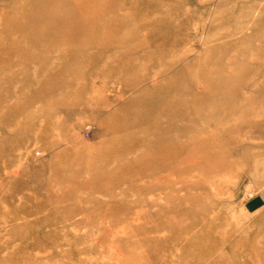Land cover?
Wrapping results in <instances>:
<instances>
[{
    "label": "rangeland",
    "instance_id": "rangeland-1",
    "mask_svg": "<svg viewBox=\"0 0 264 264\" xmlns=\"http://www.w3.org/2000/svg\"><path fill=\"white\" fill-rule=\"evenodd\" d=\"M92 2L0 0V264H264V117L258 112L264 108V0ZM114 18L118 26L123 24L116 27ZM102 20L106 36L103 29L77 32L87 21ZM108 28H115L111 41ZM235 28L243 30L233 37L251 32L259 37L231 44L233 48L191 40V33L203 39ZM85 33H90L88 38ZM177 34L187 39L171 48L160 44L161 38ZM100 40L113 46L100 52ZM139 41L146 47L132 49ZM161 56L162 62L154 64L153 58ZM123 61L134 67L121 69ZM212 65L218 68L212 71L216 79L211 77L218 90H208L203 97L212 95L194 104L193 77L203 80ZM154 71L162 75L152 80ZM147 75L141 85L130 83ZM168 94L175 96L168 101ZM237 100V109L226 114L238 119V132L216 135L230 138L222 148L208 141L204 152L215 151L208 164H196L185 178L172 174L169 165L159 173L140 171L141 166L164 164L163 155L147 149L156 134H142L156 120L163 123L172 117L157 118L159 111L179 102L196 106L207 118L222 114L225 105ZM232 122L223 120L226 126ZM214 129L210 123L204 132L193 131L180 140H208ZM128 144L136 149H120ZM103 155L115 165L103 164ZM218 161L223 172L203 178L205 186L185 189L186 182L201 178L199 168ZM165 178L170 181L164 186L148 188ZM190 214L200 222L189 233H180ZM159 219L162 226L146 228ZM124 239L127 246L119 244L120 253L116 244ZM194 243L196 247L189 245ZM228 244L236 251L228 252ZM204 246H212L211 251L201 254Z\"/></svg>",
    "mask_w": 264,
    "mask_h": 264
},
{
    "label": "bare ground",
    "instance_id": "bare-ground-1",
    "mask_svg": "<svg viewBox=\"0 0 264 264\" xmlns=\"http://www.w3.org/2000/svg\"><path fill=\"white\" fill-rule=\"evenodd\" d=\"M98 1H101V0H98ZM105 1V0H104ZM115 1V0H114ZM91 2H92V0H91ZM95 2V1H94ZM97 2V1H96ZM96 2L94 3V4H96ZM93 3V2H92ZM91 3V4H92ZM98 3V2H97ZM101 3V2H100ZM115 3V2H114ZM99 4V3H98ZM102 4V3H101ZM106 4H107V2H106ZM93 5V4H92ZM109 5V4H108ZM107 5V8L109 7V6H112L111 5V3H110V5L108 6ZM95 7V5L93 6V8ZM113 7H114V5H113ZM92 8V7H91ZM119 8V7H118ZM117 7H116V9H118ZM109 9H110V7H109ZM114 9V8H113ZM94 10H96V9H94ZM120 10V9H119ZM106 11V10H105ZM109 11V10H108ZM103 12V11H102ZM115 12V11H114ZM110 14H112L111 12H109ZM109 13H107V11H106V14H109ZM137 13H138V11H137ZM100 14V13H99ZM103 14L105 15V13L103 12ZM109 14V15H110ZM101 15V14H100ZM104 15H101L102 16V18H103V16ZM108 15V16H109ZM115 15V14H114ZM118 15H120L119 13H118ZM121 15H123V14H121ZM125 15V14H124ZM123 15V16H124ZM128 15H132L131 13L130 14H128ZM128 15H125V18L128 16ZM134 15V14H133ZM91 16V15H90ZM106 16V15H105ZM107 16V19L109 18ZM111 16V15H110ZM136 16H138L137 14H136ZM117 17V16H116ZM120 18H122V16H119ZM132 17V16H131ZM130 17V18H131ZM172 17V16H171ZM170 17V18H171ZM88 18V17H87ZM90 18L91 17H89V20H90ZM101 18V17H100ZM129 18V17H128ZM26 19V18H25ZM28 19V18H27ZM38 19V18H37ZM95 19V18H94ZM104 20H105V17L103 18ZM112 19V18H111ZM133 19V18H132ZM24 20V19H23ZM32 20V19H31ZM88 20V21H89ZM92 20V19H91ZM104 20H102V21H100V22H93V23H89L88 21H87V23H86V25L84 26V28H82V29H80V30H78L77 32L80 34V33H83L84 31H86L87 33H88V31L89 30H94V31H97V32H100L102 29L104 30V32L106 31L105 30V27H104V25H105V22H103ZM113 20V19H112ZM122 20V19H121ZM125 20H127V19H125ZM125 20H124V22H125ZM141 20V19H140ZM169 20V19H168ZM183 20V19H182ZM27 21V20H26ZM35 21V20H34ZM85 21H86V18H85ZM85 21H83L84 22V24H85ZM114 21H116V22H114V23H116L117 24V26L116 27H119V26H121L122 24H119V26H118V19L117 20H115V18H114ZM184 21H185V19H184ZM72 22H74V20L72 21ZM76 22V21H75ZM74 22V23H75ZM82 22V21H81ZM80 22V23H81ZM83 22H82V24H83ZM183 22V21H182ZM182 22H180V23H182ZM17 23H19V22H17ZM25 23V22H24ZM27 23H28V21H27ZM73 23V24H74ZM120 23V22H119ZM169 23H170V21H169ZM14 24H16V23H14ZM20 24V23H19ZM28 24H30V21H29V23ZM79 24V23H78ZM116 24H114V25H116ZM133 24V23H132ZM135 24V23H134ZM197 24V23H196ZM212 24V23H211ZM67 25H69V23L67 24ZM80 25V24H79ZM136 25H138V24H136ZM167 25H169V24H167ZM179 25H181V24H179ZM184 25V24H183ZM182 25V26H183ZM198 25V24H197ZM28 26V25H27ZM70 26V25H69ZM68 26V27H69ZM74 25H72L71 26V28L73 27ZM145 26V25H144ZM147 26H148V22H147ZM164 26H166V25H164ZM181 26V27H182ZM24 27V26H23ZM80 27V26H79ZM131 27V26H130ZM132 27L134 28L135 26L134 25H132ZM131 27V28H132ZM139 26H137V28H138ZM167 27V26H166ZM171 27V26H170ZM169 27V28H170ZM176 27L177 26H175V27H173L174 29H176ZM179 27V26H178ZM184 27V26H183ZM196 27V26H195ZM122 28V27H121ZM121 28H119V29H121ZM127 28V27H126ZM147 28V27H146ZM145 28V29H146ZM168 28V29H169ZM185 28V27H184ZM182 29V28H179V31H181L180 29H182V30H184L185 31V29ZM199 28V27H198ZM16 29V28H15ZM15 29H14V31H15ZM21 29H22V26H21ZM29 29H31L32 31H33V29L32 28H29ZM36 29V28H35ZM34 29V30H35ZM66 29V28H65ZM139 29V28H138ZM137 29V30H138ZM171 29V28H170ZM17 30V29H16ZM67 30L68 29H66L65 31L67 32ZM129 30V29H128ZM140 30V29H139ZM137 31V32H140V31ZM144 30V29H143ZM194 30H196V28L194 29ZM193 30V31H194ZM243 29L241 28V29H236L235 28V30H232L231 32H228V33H225V32H221L220 33V35H208V36H206L205 38H201V37H198L197 36V32H195V33H191V35H192V37H191V40H194V42L196 43V44H211V45H217V44H222V45H228V46H230L231 47V44H233V45H235V43H242V44H244V43H246L250 38H252V40H253V38H257V37H259V36H257L258 34L256 33V32H251L250 33V35L249 34H247V35H241V36H235V37H233L234 36V34L238 31V32H241ZM21 31V30H20ZM37 31V30H36ZM58 31V30H57ZM107 31H108V33H115V28H108L107 29ZM127 31V30H126ZM145 31V30H144ZM144 31H142V32H144ZM147 31V30H146ZM166 31L168 32H170V30H167L166 29ZM174 31V30H173ZM191 31V30H190ZM7 32V31H6ZM6 32L4 33L5 35H6ZM69 32V31H68ZM67 32V35L69 36V33ZM175 33H176V30L174 31ZM22 33V32H21ZM72 33V35H73V32H71ZM78 33L77 34H75V35H78ZM87 33H85V34H87ZM131 33V32H130ZM145 33V32H144ZM143 33V35L145 36V34ZM174 33V34H175ZM177 33H179L180 34V32H178L177 31ZM245 33V32H244ZM98 34V33H97ZM109 34V35H110ZM123 34H125V33H123ZM133 34V33H132ZM136 34V33H135ZM139 34V33H138ZM151 34V33H150ZM149 34V36H152V35H150ZM155 34V33H154ZM170 34V33H169ZM184 34V33H183ZM204 34V33H203ZM55 34H53V36H54ZM66 35V34H65ZM89 35H90V33H89ZM88 34L86 35V37L88 38V36H89ZM107 34H106V32H105V36H106ZM113 34H111L110 35V38H108V41H111V36H112ZM127 35V34H126ZM173 35V34H172ZM67 36V37H68ZM94 36V35H93ZM155 36V35H154ZM202 36V35H201ZM116 37V36H115ZM119 37V36H118ZM117 37V38H118ZM167 37V36H166ZM161 38V41H160V44L161 43H163V44H165V46H167V45H169L170 46V48L173 46V45H176V43H179V42H183L184 40H186L187 39V36H185V35H174V37H172V38H169V36H168V38ZM53 38V37H52ZM69 38V37H68ZM67 38V39H68ZM73 38H75L74 36L73 37H71V39H73ZM105 38V37H104ZM117 38H116V40H117ZM121 38V40H122V38L123 37H120ZM126 38V37H125ZM146 38V37H145ZM66 39V38H65ZM110 39V40H109ZM114 39V38H113ZM89 40V39H88ZM92 40V39H91ZM102 40V39H101ZM101 40H100V42H98L99 44H98V48H100V52L103 50L104 51V49L105 50H107V48L108 49H110L109 47H111V45L110 44H108L109 42L108 41H106V42H108V43H106V44H103V43H105V42H101ZM105 40V39H104ZM103 40V41H104ZM107 40V39H106ZM116 40H114V41H116ZM119 40V39H118ZM117 40V41H118ZM121 40H119L120 42H122ZM123 40H124V38H123ZM137 40V39H136ZM251 40V39H250ZM258 40V39H257ZM62 41V40H61ZM63 41H65L64 39H63ZM63 41H62V43H63ZM67 41V40H66ZM70 41V40H69ZM93 41V40H92ZM126 41V40H125ZM124 41V42H125ZM147 41V40H146ZM262 41V40H261ZM59 42H60V40H59ZM59 42H58V44H59ZM89 42V41H88ZM113 42V41H112ZM148 42V41H147ZM193 42V41H192ZM193 42V43H194ZM61 43V42H60ZM65 43V42H64ZM100 43H102V44H100ZM113 43H118L119 44V42H113ZM123 43V42H122ZM121 43V44H122ZM250 43V42H249ZM90 44H93V42L92 43H90ZM117 44V45H118ZM147 44V43H146ZM167 44V45H166ZM247 44V43H246ZM61 45V44H60ZM64 45V44H63ZM89 45V44H88ZM114 45H116V44H114ZM116 45V46H117ZM232 45V46H233ZM113 46V45H112ZM132 46V45H131ZM133 46H134V44H133ZM195 46V45H194ZM219 46V45H218ZM227 46V47H228ZM119 47H121V45L119 46ZM146 47V45H145V42L144 41H139V42H137L136 44H135V46L132 48V49H134V50H136V48H141V49H143V48H145ZM197 47V46H196ZM223 47V46H222ZM230 47H229V49H230ZM235 47V46H234ZM121 48H123V46L121 47ZM125 48V47H124ZM157 48V47H156ZM224 48V47H223ZM231 48H233V47H231ZM223 50V49H222ZM83 51H85V50H83ZM92 51V50H91ZM247 51V50H246ZM245 51V52H246ZM107 52V51H106ZM228 53H229V50L227 51ZM227 52H225V53H227ZM232 51H230V53H231ZM238 52V51H237ZM117 53V52H116ZM119 53V52H118ZM209 53V52H208ZM223 53V52H222ZM95 54V53H94ZM102 55H103V53H101ZM232 54H233V52H232ZM237 54V53H236ZM101 55V56H102ZM141 55V54H140ZM235 55V54H234ZM246 55V54H245ZM99 56H100V54H99ZM98 56V57H99ZM100 56V57H101ZM137 56V55H136ZM153 56V55H152ZM231 56V55H230ZM248 56V55H247ZM97 57V58H98ZM200 57V56H199ZM205 57V56H204ZM233 57H235V56H233ZM232 57V58H233ZM251 57L252 56H250V60H251ZM256 57V56H255ZM255 57L253 58V63H254V65H255ZM96 58V59H97ZM114 58V57H113ZM178 58H180V57H177V59ZM229 59H226V60H228V61H231V58L230 57H228ZM259 58V57H258ZM140 59V58H139ZM236 59V58H235ZM61 60H66V59H61ZM98 60V59H97ZM110 60V59H109ZM138 60V59H137ZM162 56L159 58H156V57H154L153 58V63L154 64H159L160 62H162ZM209 60V59H208ZM225 60V61H226ZM234 58L232 59V62L234 63ZM238 60V59H237ZM236 60V61H237ZM258 60V59H257ZM91 61H93V59L91 60ZM90 61V62H91ZM207 61V60H206ZM208 62V61H207ZM252 62V61H251ZM143 63V62H142ZM205 63V62H204ZM170 64V63H169ZM169 64H167V66L166 67H170V65ZM229 64V63H228ZM146 65V64H145ZM236 65V64H235ZM234 65V66H235ZM90 66V65H89ZM121 69H124V70H130L132 67H134V65L132 64L131 65V63H129L128 61H123V64L121 65ZM218 67V66H217ZM232 67V66H231ZM230 67V68H231ZM233 68V67H232ZM115 69V68H114ZM236 69V68H235ZM85 70H86V68H85ZM105 70H106V68H105ZM234 70V69H233ZM232 70V71H233ZM111 71V70H110ZM212 71L214 72H216V71H218V68H216L215 69V65H212V66H209V67H207V70L204 72L205 73V76H204V78H203V80L199 77V78H195V77H193V80H192V90H193V92H194V96H192V98H191V102L192 103H194V104H197V103H199L203 98H206L207 99V97H210L211 95H212V92L211 93H209V94H207V96H205V97H203L206 93H207V91L208 90H213L214 92H213V94L215 93V90H218L217 89V87H216V83L215 82H213L212 83ZM226 72V71H225ZM230 72V71H229ZM228 72V73H229ZM85 73V72H84ZM112 73V72H111ZM211 73V75H210V78H209V80L208 81H206L207 79H208V76H209V74ZM233 73H235V72H233ZM217 74H219V73H217ZM223 74H226V73H223ZM244 74V73H243ZM85 75V77H86V74H84ZM162 75V72L160 73L159 71H154L153 73H152V80H155L157 77H159V76H161ZM216 75V74H215ZM214 75V76H215ZM148 76L149 75H147V76H143V77H141V78H138V79H136V80H134V81H132V82H130L131 84H134V85H141L144 81H146L145 79H147L148 78ZM213 76V77H214ZM216 77V76H215ZM214 77V78H215ZM229 77V76H228ZM86 79H88V77L86 78ZM216 79V78H215ZM226 79H228L227 77H226ZM210 80H211V83H209L210 82ZM230 80V79H229ZM229 80H226V81H229ZM80 83H81V80H78ZM84 81V80H83ZM96 81V80H95ZM79 82H77V83H79ZM86 82V81H85ZM88 82V81H87ZM96 83V82H95ZM226 83H229V82H226ZM88 84V83H87ZM117 84V83H116ZM118 84H120V83H118ZM115 85V84H114ZM219 85V84H218ZM118 86V85H117ZM221 86V85H220ZM222 87V86H221ZM113 88V87H112ZM114 88H116V87H114ZM111 89V88H110ZM239 90H241L240 88H238ZM115 90V89H114ZM119 90V89H118ZM123 90H125V88L123 89ZM97 92V91H96ZM112 92V91H111ZM125 92V91H124ZM206 92V93H205ZM116 93H118V92H116ZM115 93V95H121V94H116ZM227 94H230L229 93V91H228V93ZM243 94V93H242ZM216 95H217V92H216ZM173 96H175L174 94H168V96H167V100L169 101L170 99H172V97ZM214 96V95H213ZM243 96H245L244 94H243ZM78 98H80L81 97V94H78V96H77ZM109 97V96H108ZM171 97V98H170ZM214 98V97H213ZM217 98H219V97H217ZM231 98V97H230ZM101 99V98H100ZM215 99V98H214ZM219 100V99H218ZM224 101V100H223ZM220 102V101H219ZM228 102H226L225 104H227ZM185 103H179L178 102V105L177 106H175V107H171V108H167V109H163V110H161V111H159V113L157 114V118H160V117H163V116H172L170 119H168V120H165L163 123H162V121L161 120H156V122H154V124L151 126V127H149V129H146V130H144L143 131V135H144V138H147V137H150V135H153V134H156V136H155V138H154V140L153 141H151L150 143H151V146H150V144H149V146H148V150L151 148V153L152 154H154V155H156V156H159V155H163L164 156V158H163V161H164V164H162V163H157V162H155V164L154 165H152V166H150V167H146V168H143L142 166L140 167L141 168V172L143 173V174H150L151 172H157V173H159L160 171H162V170H164L165 168H166V166L167 165H169L170 167L169 168H173L172 169V174H176V175H178L179 177H182V178H185V173H187V172H189L190 170H193V167L196 165V164H198V163H200L201 161H203V162H206V160L209 158V157H211L212 155H214L215 154V151H213V153H211V154H208L207 152H204L205 150H206V148H207V146H208V141H210L211 140V143H210V145H212L213 146V144H214V147H216V148H222L223 147V145L225 144V143H227L228 142V140L230 139V138H228L227 136H223V137H216V135L217 136H219V134H221V132H223V131H227V132H238L237 130H238V127H239V124H238V126H237V123H239L238 122V119L236 120V119H234V118H232L231 116H229V115H227L226 114V112H229L230 110H235V109H237V106L239 105V101L237 100V103L236 104H229V105H225L224 106V111H222V114H220V115H218V116H213V117H211V116H208L207 118L206 117H201L200 116V113H199V110H198V108L195 106V107H193L192 109L187 105V104H185ZM215 104L216 103H214V106H215ZM222 107V106H221ZM219 108V109H222V108ZM264 108H261V110H258V112H260L259 113V115H261V116H263L264 117V110H263ZM216 110H218V107H217V109ZM68 111H71L70 109L68 110ZM246 111V110H245ZM248 112H251V111H249L248 110ZM215 114H218V112H216ZM112 118H113V116H112ZM111 118V119H112ZM230 119L231 121H233L232 123H231V125H229V126H226L224 123H223V120H225V119ZM210 123H213L214 125H215V129L214 130H211L210 131V133H209V135H210V137L208 138V140H199V139H197L196 137H194L193 139H190V140H187V141H182L181 142V140H180V138L181 137H183V136H188L189 134H191V133H193V131H198V132H204L205 131V127H206V125H208V124H210ZM36 127V126H35ZM54 128V127H53ZM138 128H140V127H138ZM55 129V128H54ZM57 129V128H56ZM57 131H59L58 129H57ZM56 132V131H55ZM58 133V132H57ZM62 133V132H61ZM212 133H214L215 135H212ZM169 134H175V137L174 138H172V139H170L169 137H167V136H169ZM66 135H67V133L65 134V136L64 137H66ZM58 136V135H57ZM63 136V135H62ZM59 137V136H58ZM63 137V138H64ZM198 137V136H197ZM60 139V138H59ZM58 139V140H59ZM61 139H62V137H61ZM22 139H20L19 141H21ZM29 140V139H28ZM204 141V142H203ZM57 143H58V141H57ZM235 145V147H238L239 146V143H237V142H233ZM11 144L12 145H14V143H10V146H11ZM59 144V143H58ZM139 146V145H138ZM21 147H22V145H21ZM140 147V146H139ZM138 147V148H139ZM134 148H135V145H133V144H128V145H125L124 147H122V148H120L121 150H134ZM198 148H201V150H199ZM136 149V148H135ZM196 150H199V151H197L196 152ZM140 151H142V149L140 150ZM147 151V150H146ZM198 153H199V155H198ZM119 154V153H118ZM22 155V154H21ZM25 155V154H24ZM28 156L30 157V154H28ZM21 157V156H20ZM32 157V156H31ZM120 158V157H119ZM27 159V158H26ZM28 161V160H27ZM24 163V162H23ZM221 163H222V161H218L217 163H213V164H209V166L207 167V168H205V169H203V168H199L198 170H197V174H199L200 176H201V178H196L193 182H186V184H184V187H185V189L186 190H188V188H189V186L190 185H192L193 187H201L202 185L203 186H205V184H206V181L203 179V178H206V177H208V175H210V173L211 172H218V173H220V172H223L224 170H221L222 168H219L220 167V165H221ZM103 164H112V165H115V162H114V160H113V158L111 159L109 156H104L103 155ZM206 164H208L207 162H206ZM21 166V165H20ZM23 166V165H22ZM65 171V170H64ZM64 175V174H63ZM98 176V175H97ZM167 178H173V177H170V176H166ZM60 178H62V177H60ZM167 178H165V180L162 182V183H160V184H158V183H156V184H151L148 188H153V189H156L157 187H159V185H165V182L167 181H170V180H168ZM62 181H64V180H62ZM61 181V182H62ZM112 181H117V179H112ZM59 182V181H58ZM142 182V181H141ZM111 184V183H110ZM112 186V185H111ZM199 195V194H198ZM150 196V195H149ZM117 205V204H116ZM115 205V206H116ZM112 206V205H111ZM117 207V206H116ZM119 209H120V206H119ZM137 210V209H136ZM135 210V211H136ZM177 212V215L180 217V218H184L185 216H184V214L182 213V211L181 212H179V210H177L176 211ZM189 212H191V211H189ZM148 216V215H147ZM198 217L197 216H195L194 214H190V216H189V218H188V220H185L184 221V223L181 225V230H179V232L180 233H183V232H185V233H189V231H192V229H193V227L196 225V223H199L200 221V219H197ZM146 220H147V217L145 218V222H146ZM142 221H144V219L142 220ZM154 221L155 220H153L152 221V223L153 224H151V226L150 227H146L148 230H151V228L152 229H156V228H158V227H160V226H162L163 225V223H162V220L161 219H159V220H157V221H155V223H154ZM28 224V223H27ZM142 224H144V223H141V224H138V225H141V226H144V225H142ZM64 229V228H63ZM132 229H134V227L132 228ZM64 231V230H63ZM141 232V231H140ZM139 231L137 232V234L139 233V234H141V233H143V232H141L140 233ZM112 233V232H111ZM137 234H135V235H137ZM142 235V234H141ZM140 235V236H141ZM143 236V235H142ZM164 236V235H163ZM200 236V235H199ZM135 237V236H134ZM136 237H138V235L136 236ZM125 238H127V240H129V241H132V240H134L133 239V237L131 238L129 235H127ZM61 239H62V237H61ZM66 239H68V238H66ZM138 239H139V237H138ZM62 240H64V239H62ZM62 240H60V243H61V241ZM69 240V239H68ZM68 240H67V242H68ZM65 241V240H64ZM70 241V240H69ZM140 241V240H139ZM152 241H153V238H152ZM152 241L150 240L149 241V243H148V246H150L151 247V245H152ZM155 241V240H154ZM51 242V241H50ZM58 242H59V240H58ZM127 241H126V239H124V240H122V241H119V242H117V244H116V246H118V249H117V251H119L120 250V253H122V251H123V249L121 250V247L123 246V247H126L127 246V243H126ZM250 242V241H249ZM157 243V242H156ZM69 244V243H68ZM119 244L121 245V247L119 246ZM142 244V243H141ZM199 244V243H198ZM54 245V244H53ZM189 245H193V247H196V244L194 243V244H189ZM55 247H56V245H54ZM61 246V245H60ZM263 246H264V244H263ZM215 247H217V244L215 245ZM79 248V247H78ZM184 248H185V246H184ZM187 248V247H186ZM212 248V246L210 247V246H204V248H202L201 247V249H200V252H201V254H207L208 252H210L211 249ZM247 248H248V245H247ZM226 249V248H225ZM79 249H77V251H78ZM227 250H228V252H233V251H236L235 249H234V246L232 245V244H228L227 245ZM247 250V249H246ZM245 250V251H246ZM44 251V250H43ZM45 252H46V249H45ZM179 252V251H178ZM78 253V252H77ZM111 253V252H110ZM133 253H136V251H134ZM45 254V253H44ZM117 254V253H116ZM43 256L44 255H42V258H43ZM49 256V255H48ZM250 256H251V254H250ZM41 257V256H40ZM110 257V256H109ZM114 257V256H113ZM48 258V257H47ZM77 258V257H76ZM90 258V257H89ZM94 258V257H93ZM92 258V259H93ZM116 258V257H115ZM259 258H260V256H258V260H259ZM41 259V258H40ZM46 259V258H45ZM106 259V258H105ZM109 259V258H108ZM117 259V258H116ZM115 259V260H116ZM90 261H91V258H90ZM117 261V260H116ZM261 261V260H260ZM70 262V261H69ZM73 262V261H72ZM81 262V261H80ZM262 263V262H261ZM260 263V264H261ZM41 264V263H40ZM58 264H60V263H58Z\"/></svg>",
    "mask_w": 264,
    "mask_h": 264
}]
</instances>
